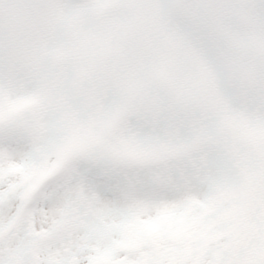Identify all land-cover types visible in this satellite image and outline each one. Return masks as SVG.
<instances>
[{"label":"snow or ice","instance_id":"snow-or-ice-1","mask_svg":"<svg viewBox=\"0 0 264 264\" xmlns=\"http://www.w3.org/2000/svg\"><path fill=\"white\" fill-rule=\"evenodd\" d=\"M39 10L76 18L81 35L101 28L112 78L77 110L96 138L63 158L47 153L51 173L29 187L12 169L36 160L35 113L15 107L32 93L4 41ZM234 123L264 128V0H0V264H94L104 252L112 264H169L151 240L116 247L98 214L143 209L147 220L206 199L238 143ZM128 143L161 155L130 158ZM257 213L253 233L181 251L175 264H264Z\"/></svg>","mask_w":264,"mask_h":264},{"label":"rangeland","instance_id":"rangeland-1","mask_svg":"<svg viewBox=\"0 0 264 264\" xmlns=\"http://www.w3.org/2000/svg\"><path fill=\"white\" fill-rule=\"evenodd\" d=\"M4 43L12 63L24 70L19 86L32 93L24 97L27 105L19 109L35 113L38 133L36 160L12 171H20L25 181L35 183L37 173L49 166L47 153L63 158L96 138L94 126L82 125L77 110L91 100L100 84L112 78L106 39L101 28L81 35L76 18H59L39 10L23 16ZM230 127L238 143L223 166L208 178L206 199L165 206L147 220L141 218L143 209L120 214L118 219L98 214V230L116 234L119 238L114 244L120 248H138L151 240L169 264H175L181 251L190 253L209 241L226 236L238 241L253 233L257 210L264 213V128L241 123ZM244 145L258 147L259 155L254 156ZM121 151L134 159L161 155L160 150L131 143L124 144ZM94 264H112L110 253L97 256ZM142 264H150V258Z\"/></svg>","mask_w":264,"mask_h":264},{"label":"bare ground","instance_id":"bare-ground-1","mask_svg":"<svg viewBox=\"0 0 264 264\" xmlns=\"http://www.w3.org/2000/svg\"><path fill=\"white\" fill-rule=\"evenodd\" d=\"M46 14H49V12L45 11ZM31 91V90H30Z\"/></svg>","mask_w":264,"mask_h":264}]
</instances>
